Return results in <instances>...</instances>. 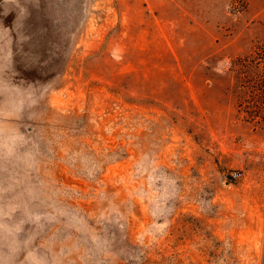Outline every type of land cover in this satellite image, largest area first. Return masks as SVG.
<instances>
[{
	"label": "rangeland",
	"instance_id": "rangeland-1",
	"mask_svg": "<svg viewBox=\"0 0 264 264\" xmlns=\"http://www.w3.org/2000/svg\"><path fill=\"white\" fill-rule=\"evenodd\" d=\"M257 50L264 0H0V264H264Z\"/></svg>",
	"mask_w": 264,
	"mask_h": 264
},
{
	"label": "trees",
	"instance_id": "trees-1",
	"mask_svg": "<svg viewBox=\"0 0 264 264\" xmlns=\"http://www.w3.org/2000/svg\"><path fill=\"white\" fill-rule=\"evenodd\" d=\"M237 63L239 66V72L242 74H252L250 79L247 81L249 83L251 82L253 86L247 88L242 86L246 90L252 89L254 91H252V93H256L257 91V100L255 102L256 106L254 105L251 108H257V110L264 111V55L260 54V52L257 50L249 62H246L241 58L237 60ZM262 105L263 107L261 109Z\"/></svg>",
	"mask_w": 264,
	"mask_h": 264
},
{
	"label": "built area",
	"instance_id": "built-area-1",
	"mask_svg": "<svg viewBox=\"0 0 264 264\" xmlns=\"http://www.w3.org/2000/svg\"><path fill=\"white\" fill-rule=\"evenodd\" d=\"M238 177H239V174H238V173H234V174H233V178L236 179V178H238Z\"/></svg>",
	"mask_w": 264,
	"mask_h": 264
}]
</instances>
